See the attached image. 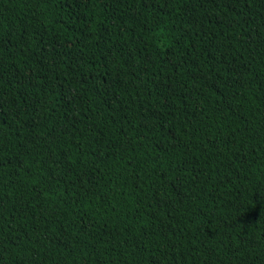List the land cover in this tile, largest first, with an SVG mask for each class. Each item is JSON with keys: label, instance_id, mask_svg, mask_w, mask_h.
Masks as SVG:
<instances>
[{"label": "trees", "instance_id": "1", "mask_svg": "<svg viewBox=\"0 0 264 264\" xmlns=\"http://www.w3.org/2000/svg\"><path fill=\"white\" fill-rule=\"evenodd\" d=\"M0 264H264V0H0Z\"/></svg>", "mask_w": 264, "mask_h": 264}]
</instances>
